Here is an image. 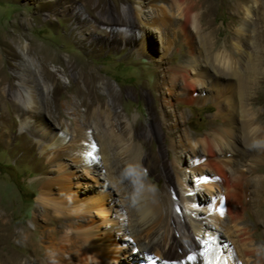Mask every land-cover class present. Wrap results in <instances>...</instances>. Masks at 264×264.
<instances>
[{"label":"bare ground","instance_id":"6f19581e","mask_svg":"<svg viewBox=\"0 0 264 264\" xmlns=\"http://www.w3.org/2000/svg\"><path fill=\"white\" fill-rule=\"evenodd\" d=\"M96 1L101 0L73 2L49 0L45 2V5L52 7L54 12L47 16L52 17L51 14L61 11L63 16L72 18L77 25L80 40L88 42L89 47L93 48L96 46L93 35L99 31L97 26L92 24L93 14L97 9ZM171 1L172 7L179 11V17L177 19L174 17L167 22L160 21L158 16H153L151 13L149 15L142 4L120 8L119 0L113 2H115L114 8L119 10L121 16V27L126 26L127 29L132 30V20L137 25L135 37H132L127 29L124 34L117 36L121 40L117 47L129 48V54H136L139 59L149 55L158 56L150 63L156 83L152 90L144 93L154 119L149 125L147 135L152 140L161 139L166 144L164 149L168 154H173L174 157L170 160L178 182L180 180L186 182L187 171L183 170V166H193L194 190L183 194L185 202L193 210L186 223L178 215L180 213L173 215V218L178 221L175 232L185 244L200 246L199 262L195 264H229L231 262L238 264L239 261H246V264H264V248L257 246L256 230L248 224L247 217L245 218L249 210L260 214L261 217L264 216V178L258 176L252 179L251 177L260 168L259 165L264 163V121L261 119L260 109L256 106L261 103L260 92L264 87V46L260 44L261 42L251 40L248 35V21L255 10L254 3H258V8H261L260 0H224L228 8L234 10L239 16L238 25H235V22L227 27L229 33L222 43L211 39L207 44L201 45L202 47H196L192 31L197 34L205 31L201 24L203 15L200 10L210 0H199V5L193 0ZM80 3H83V7ZM234 25L238 27L235 32L232 31ZM88 31L90 33H87ZM164 33L172 35L173 38L166 39ZM110 34L114 36L113 31ZM181 36L184 37L185 44L183 53L178 48ZM131 39L135 41V46L132 48L129 47ZM112 43L106 48L112 50L115 47ZM223 46L224 51L221 49ZM29 48L30 45L27 42L20 47L23 62L21 70L15 73L18 91L13 92V95L19 110L17 116L20 130L31 133L35 138L27 145V150L37 149L38 158L42 163L41 172L47 174L48 167L51 165L59 171V181L67 180L70 175V166L66 160L74 158L75 164L81 165L89 172L104 173L107 183L113 181L121 187L125 174L131 179L134 174H140L138 172L142 170L144 162L149 160L144 153V140L136 135L134 128L127 123L128 115L124 117L127 121L125 129L127 132L129 130L128 134L125 136L123 131L118 132L120 127L114 126L110 121L114 109L112 99L103 104V99L96 93L97 87L95 88L98 83L104 94H110V90L115 91L114 87L103 78L97 79L93 73L92 77L87 79L88 84L78 87L75 99L86 105L83 116L91 115V122L88 130L82 133L81 139L76 142L72 139L74 135L72 137V132L66 125L50 124L42 119V99L50 86L40 77L42 74H39L35 68L34 60L29 57ZM99 49L102 50L100 47L94 51L97 52ZM178 52L180 53L178 60L171 62L170 60ZM55 61L50 56L40 58L42 70L48 72V64ZM164 64L167 66L162 70L161 65ZM53 73L50 72L51 81H55L52 87L58 86ZM221 80H224V85L221 84ZM3 82L4 79H0V86ZM208 91H211L210 95L207 94ZM166 95L175 98L176 106L170 104ZM158 101L161 102V106L154 104ZM98 102L106 107L105 112H101L100 107L94 106ZM207 103H212L216 107V111L211 116L212 125L194 141H192L194 135L185 133L180 136L179 144L174 143L176 135L181 131L182 123L186 122L185 116H179L177 110L181 109L182 105L202 107ZM156 125L159 134L156 132ZM186 152L189 157L188 162L184 159ZM42 182L45 187L48 179L44 178ZM124 184L131 194L143 196L145 190L144 195L151 199L150 205L154 213H160V221L156 220L149 226L144 225L146 227L142 229L140 227L138 231L135 223L125 221L122 225H118L115 224L116 221L114 223L105 215V220H109V223L104 222L101 227L89 221L85 231L70 234L71 236L67 234L59 236L56 233L52 235L53 239L63 244L68 242V252H71L74 247H79L83 256L92 264H109L107 260L111 255L125 258L129 264H164L163 258L166 255L162 247L166 249V246L161 244L164 233L162 230L171 218L168 211L170 202L168 203L167 198L157 200L150 192L146 181L137 180L134 190L128 183ZM65 193L64 191L62 196ZM213 200L214 216L209 211L206 216H199L200 209L202 210ZM61 207L64 208V206ZM0 208V264H54L61 259L47 253L42 245H38L35 250L37 255L44 253V256H40L41 258L36 262L23 263L19 257L8 253L7 242L10 235L5 232L14 231V229L4 222L6 214L2 207ZM66 212V210L61 211L60 216L69 217L70 215ZM99 213L106 214L105 208L100 209ZM227 217L230 224H233L232 229L236 233V240L232 239L234 235L231 236V231L226 230ZM145 219L150 220L147 217ZM239 224L244 226L239 228ZM219 234L222 237L221 242H224V248L227 245L225 242L232 241L235 244L234 255H232L238 254L242 259L234 258L233 260L231 254H222V245L217 247ZM31 235L32 233L25 228L16 236L15 241L29 244ZM177 249L178 246L170 253L177 255ZM246 257L253 260H246ZM184 261L187 264H193L187 259Z\"/></svg>","mask_w":264,"mask_h":264},{"label":"rangeland","instance_id":"374dc122","mask_svg":"<svg viewBox=\"0 0 264 264\" xmlns=\"http://www.w3.org/2000/svg\"><path fill=\"white\" fill-rule=\"evenodd\" d=\"M47 1L49 0H0V79H4L0 86V207L6 214L4 222L14 229V231L5 232L10 235L7 242L8 253L19 257L23 263L25 261L36 262L41 258L40 256H44V253L37 255L35 250L38 245H42V248H46L47 253L61 258L54 264H92L88 258L83 256L79 247H74L71 252H68L67 245L69 243H59L53 239L52 235L57 233L59 236L66 234L71 236L73 233L85 231L89 221V223L101 227L104 222L109 223V220H105V215L114 223L116 221L115 224L118 225H122L125 221L135 223L136 227L138 226L136 229L138 231L140 227L142 229L155 223L156 220L160 221V213H154L150 205L151 199L144 195L145 190L142 196L136 193L131 194L125 188L126 184L124 183H128L129 187L134 190L137 180H142L146 181L150 192L157 200L167 198L168 203L170 202L168 211L171 218L162 230L164 233L161 244L166 246V249L162 247L166 255L163 258L164 264H187L184 259L193 264L198 263L200 246L196 244L189 246L181 240L175 232L178 228V221L173 218L175 213H180L178 215L186 223L191 215V210H193L184 200L185 193L194 190L193 166H183V170L187 171L186 182L183 180L178 182L170 160L174 157L173 154H168L164 149L166 144L161 139L159 141L152 140L147 135L149 125L154 119L144 93L152 90L156 83L152 73L153 67L150 63L156 60L158 56L149 55L139 59L136 54H129V48L119 49L117 47L121 43L117 36L124 34L127 28L120 26L121 16L119 10L114 8V0L96 1L97 9L93 14L92 24L97 26L99 31L93 35L96 42V46L93 48H102L97 52L89 47L88 42L80 40L76 29L77 25L72 18L63 16L61 11L51 14L52 17L47 16V14L54 12L52 7L45 5ZM193 1L197 5L200 3L199 0ZM139 4L144 6V10L149 15L151 13L153 16H158L162 22L179 17V11L172 7L171 0H119L118 5L122 8L138 6ZM260 4L261 8H264V0H260ZM80 6L83 7V3H80ZM254 7L256 11L254 10L255 13H252L248 21V35H250L251 40L261 42L260 44L264 46V22H262L264 19L261 20L264 18V9L258 8V3H254ZM200 13L203 15L201 24H203L205 31L201 34L192 31L196 47H202L211 39L219 40V43H222L224 37L229 33L227 27L235 22V25H238L239 16L235 14L234 10L228 8L224 0H210L200 10ZM88 17L90 16L88 15ZM133 21L132 30L127 29V32L135 37L137 25ZM234 26L232 27L233 32L238 28ZM109 30H111L110 32L113 31V37ZM164 36L166 39L173 38L168 33H164ZM24 42L30 45L29 57L34 60L35 68L39 74H42L40 77L50 86L42 99V119L50 124L66 125L71 130L72 137L74 135L72 139L76 142H79L82 133L88 130L91 122V115L83 116L86 105L77 102L75 99L78 87L87 83V79L92 77V73L97 79L103 78L114 87L115 91L110 90V94H104L98 83L95 86V88L97 87L96 93L103 99V104L112 99L111 103L114 109L110 121L114 126L120 127L118 132L123 131L126 136L129 130L127 132L125 126L129 123L134 128V133L144 140V153L147 154L149 160L144 162L142 170L138 172L140 174H134L133 179L125 174L124 183L121 187L113 181L107 183L104 173L89 172L81 165L75 164L74 158L66 160L70 166V175L67 180L60 179L59 181V171L51 165L48 167L49 172L47 174L41 172L42 163L38 158L37 149L27 150V145L33 142L35 138L31 133L20 130L17 116L19 110L17 100L13 95V92L18 91L15 73L21 70L23 56L20 47ZM111 42L115 47L109 50L106 46ZM180 42L178 48L183 53L185 52L184 37L181 36ZM129 43L130 48L135 46L133 39ZM221 49L224 51V46ZM45 56H50L56 60L48 64V72L42 70L40 62V58ZM179 56L180 53L178 52L170 61L176 62ZM166 66L165 64L161 65V69L164 70ZM40 71L42 72L40 73ZM54 71H56L55 74ZM50 72L56 78L58 86H51L55 81H51ZM220 82L224 85V80ZM207 94L210 95L211 91H208ZM260 97L261 103L256 106L260 109L261 119L264 121V87L261 89ZM166 99L171 105L176 106L175 98L166 95ZM154 104L161 106L159 101L154 102ZM212 105V103H207L202 107L182 105L177 113L179 116L184 115L186 122L182 123L181 131L176 135L174 143L179 144L180 136L185 133L194 135L192 141L198 139L212 125L211 116L216 111V107ZM94 106L100 107L101 112L106 111V107L100 102ZM126 115H128V122L124 119ZM156 132L159 134L157 125ZM243 144L245 146V143ZM187 155L186 152L184 159L188 162L189 157ZM259 166L260 168L251 175L252 179H256L258 176L264 178V163ZM44 178L48 179L45 187L42 184ZM64 191L66 193L62 196ZM213 205L214 200L205 205L202 210L200 209L198 215L206 216L209 211L214 216ZM61 208L66 210L70 216H60V212L63 211ZM102 208H105L106 214L99 213ZM47 210L48 212H46ZM246 214L245 218L247 217L248 224L256 230L257 246L264 248V216L261 217L253 210H249ZM146 217L150 220L145 219ZM152 218L154 219L152 220ZM225 225L226 230L231 231V236L234 235L232 239L236 240V233L232 229L233 224H230L228 217L225 220ZM243 226V224L238 225L239 228ZM25 228L32 233L30 243L16 242V236L22 233ZM221 240L222 237L219 234L217 247L222 245V254H231L233 260L234 258L242 259L238 254L235 255L236 257L233 256L235 244L232 241L225 242L227 245L224 248V242ZM176 246H178L176 251L178 256L170 253L174 251ZM108 258L109 264H129L125 258L120 256L111 255ZM246 260H253V258L246 257ZM229 264H233V262ZM238 264H246V261H239Z\"/></svg>","mask_w":264,"mask_h":264}]
</instances>
